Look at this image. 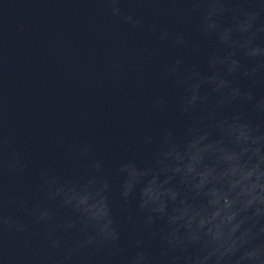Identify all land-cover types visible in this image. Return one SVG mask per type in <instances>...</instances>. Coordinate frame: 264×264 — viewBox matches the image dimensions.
<instances>
[{
  "label": "clouds",
  "instance_id": "9594fccd",
  "mask_svg": "<svg viewBox=\"0 0 264 264\" xmlns=\"http://www.w3.org/2000/svg\"><path fill=\"white\" fill-rule=\"evenodd\" d=\"M101 2L132 29L144 28L121 0ZM163 2L184 23L197 18L200 37L218 49L203 67L183 56L165 66L174 122L140 138L147 160L134 153L109 169L91 144L68 149L88 160L86 173L43 168L34 205L5 182L23 177L28 164L0 130L2 264H264V0ZM158 39L203 53L183 31L161 29ZM119 67L112 65L115 77ZM151 109L167 114V96L153 97Z\"/></svg>",
  "mask_w": 264,
  "mask_h": 264
}]
</instances>
